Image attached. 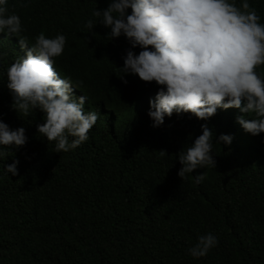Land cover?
<instances>
[{"label":"trees","instance_id":"1","mask_svg":"<svg viewBox=\"0 0 264 264\" xmlns=\"http://www.w3.org/2000/svg\"><path fill=\"white\" fill-rule=\"evenodd\" d=\"M108 3L8 2L29 44L41 32L65 36L55 70L71 78L74 96L86 95L85 111L99 119L88 141L55 153L54 142L37 133L43 114L12 109L7 68L25 51L18 38L0 34V121L23 127L27 137L0 159V264H264V134L246 133L237 123L245 114L236 109H218L206 122L173 114L153 128L147 113L158 86L123 76L130 45L123 36L110 41L92 16ZM248 3L264 23V0ZM89 20L93 30L85 27ZM256 71L264 77V65ZM204 123L214 134L215 168L180 178L177 153L202 134ZM221 134L233 137L230 145L215 143ZM14 160L15 176L4 171ZM203 173L197 184L194 176ZM209 233L217 245L192 258L188 249Z\"/></svg>","mask_w":264,"mask_h":264},{"label":"clouds","instance_id":"2","mask_svg":"<svg viewBox=\"0 0 264 264\" xmlns=\"http://www.w3.org/2000/svg\"><path fill=\"white\" fill-rule=\"evenodd\" d=\"M8 2L0 0V34L18 38L25 51L7 68L12 109L25 117L39 111L43 122L36 125L37 133L54 142L55 153L74 150L88 141L99 116L85 111L88 97L74 96L77 86L55 70L66 38L63 34L46 38L41 32L29 44L27 37L20 36V18L9 14ZM92 16L108 29L105 37L110 41L123 36L130 45L119 68L123 76L158 86L147 113L153 128L173 114L206 122L218 109H236L245 114L237 123L246 133L264 134V77L256 71L264 65V23L248 0H240L239 6L236 0H109ZM85 27L93 30L94 21H87ZM137 48L138 54L133 51ZM253 114L254 118H245ZM201 133L177 153L180 178L206 166L215 168L213 131L204 123ZM232 139L221 134L215 143L228 146ZM26 142L23 127L13 130L0 121V159L7 158L5 148L19 149ZM17 164L14 160L4 171L15 176ZM205 178L204 173L194 176L197 184ZM217 243L211 233L200 236L188 254L194 259L205 257Z\"/></svg>","mask_w":264,"mask_h":264}]
</instances>
